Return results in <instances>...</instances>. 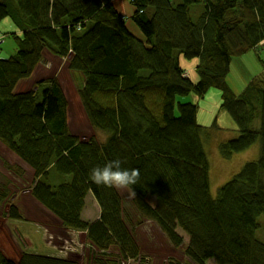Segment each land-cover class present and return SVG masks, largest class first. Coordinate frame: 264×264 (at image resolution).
Returning a JSON list of instances; mask_svg holds the SVG:
<instances>
[{
    "label": "trees",
    "instance_id": "1",
    "mask_svg": "<svg viewBox=\"0 0 264 264\" xmlns=\"http://www.w3.org/2000/svg\"><path fill=\"white\" fill-rule=\"evenodd\" d=\"M129 1L133 11L126 18L108 0H0V22L8 17L18 29L6 33L17 52L0 50V141L33 169L31 195L67 232L86 233L93 248L88 264H149L136 234L144 220L154 221L175 248L185 242L179 230L188 237L185 264H264V239L257 236L264 215V75L239 93L227 81L236 57L258 46L264 58V0ZM45 50L72 58L80 70L77 94L92 127L108 132L103 139L72 132L69 99L55 74L37 80L34 90L12 92L18 79L31 77ZM182 57L199 58L196 83ZM211 88L221 91V108L238 128L220 142L222 157L260 143L258 158L234 171L216 196L203 137L219 124H199L198 105L177 101L203 98ZM114 159L140 171L138 183L127 188L136 193L129 202L120 190L90 179L91 169ZM4 164L24 178L21 167ZM93 187L102 212L90 221L83 211ZM12 195L10 182L0 184L1 205ZM9 215L25 221L17 205ZM62 238L72 243L69 235ZM76 255L24 250L16 262L1 255L0 264H81Z\"/></svg>",
    "mask_w": 264,
    "mask_h": 264
},
{
    "label": "rangeland",
    "instance_id": "2",
    "mask_svg": "<svg viewBox=\"0 0 264 264\" xmlns=\"http://www.w3.org/2000/svg\"><path fill=\"white\" fill-rule=\"evenodd\" d=\"M61 10L62 16H64L66 13L65 10L63 8H61ZM196 16L197 15L195 14V19ZM8 19L9 18L3 19L0 22V50L3 56L12 55L18 50L15 40L6 34L7 31L10 30H12V32L18 31L16 25ZM259 58H262L263 61H261V59L259 60ZM241 62H243L244 64H242ZM250 63L251 65H249ZM247 68H249V70ZM263 70L264 58L262 54L259 53L257 50H253L249 54L243 55L242 57H236L233 60L231 72L227 78V81L232 86L233 82L236 85H243V80L245 77L246 79H251V76H249V74H252V76L259 75L263 72ZM80 73L81 72L79 69L73 68L72 58H61L52 54L48 50H45L43 52L42 62L36 65L31 77H21L20 79H18L16 85L14 86V88H12V92H15L16 94L17 92L23 91L25 89L34 90L35 82L37 80L55 74L60 79L69 99V124L72 132L78 134L82 140H86L90 136H95L97 139H103L104 136H107L108 132L100 131L92 127L91 123L88 121L89 118L83 110V107L79 100L77 94V86H80L83 82V77ZM179 100L191 101V103L198 105L199 124L211 127L215 120H217V123L219 124V127L217 128H210L207 134L204 136V148L207 153L211 169L210 183L213 190L211 192L213 196H216L218 187L229 181L231 179L230 175L236 169H238L239 167L242 168V166L247 161L258 158L260 153V143L257 142L259 152L258 155L256 154V156L255 152L252 151L255 146H251L249 149L246 150L249 151L248 156L245 155L247 152L244 151L239 154H234L229 159L222 157L219 151V144L223 140H227L228 138L234 137L231 135H233L234 129L237 128V126L234 123L232 117L229 115V113H227L221 108V91L217 88H211L203 98L190 94L178 96L177 101ZM176 113L179 114L178 106L176 108ZM246 157H250V159L245 160ZM20 160L21 158L18 155L13 153L4 143L0 141V171L2 172L0 173V184L10 182L9 179H5L1 176L4 171L3 168L7 169L4 162H7V165H16L17 163H20L22 161ZM26 177L27 178H25L24 175L25 181L22 183L24 187H22L21 184L18 183L16 186H11L10 184V188L13 192H15V190H20V192H22L27 188L29 191L26 194H23V199L20 198L22 202L20 201L19 205L21 207L17 206L20 213L24 212V214L28 217V222L23 223L24 226L22 227V229L24 232L27 233L26 235L29 236L30 241L33 243L31 244V247L39 246L35 249L37 250V254H46L54 257L58 251H54V249H52V246L47 245V239L50 238V236L48 235L51 234L49 233V231H47L46 239V231L42 230L43 227L40 224L45 221L48 224L53 223L54 215L51 211L44 208L43 205H41L40 202L31 195V189L29 188L32 184L31 180L33 179V175L28 171ZM119 190L121 191V195L127 200V202L132 199L133 195L130 194L131 192L127 188ZM148 201L153 203V201H155V197L152 195L148 196ZM97 208L99 209V213H101L102 205L99 190L98 188L93 187L87 196L86 205L83 211V218H85V220H90L89 217H93L95 215V213L97 212ZM130 208H132V203H129L127 206V209ZM24 220L26 221V219ZM259 220L261 222V227L257 230V236L264 239V237H262L264 236V229L262 224V221L264 220V215L259 216ZM56 232L59 231L56 230ZM179 233L184 237L185 242L181 247L175 248L167 239V236L162 232L160 227L154 221L144 220L142 223L136 226V234L141 247V252L142 254L148 257L147 261L149 262V264H168L169 260L178 261L181 264L190 262L189 258L185 255L184 252L188 237L181 230H179ZM13 234L16 236V238H18V236L16 235V231ZM53 235L55 236L54 233ZM64 235L66 234L63 233V236ZM56 238H58V235H56ZM70 240L72 241V237H70ZM9 244H11V242L5 244L0 243V256L3 255L8 259H11L13 262H16V258H18L16 253L20 249L18 250L16 246L14 248L15 251L12 253V248H9ZM79 245V250H81L80 257H84L85 262H87L88 248L85 246V240L83 236L80 237ZM6 250L9 251V254L6 253ZM29 251L30 250L28 249V252ZM112 251H115V253L119 252L117 247H115V249H112ZM80 253L78 254L80 255ZM81 264H83L82 260ZM121 264H138V262L134 259H124L122 260ZM191 264L195 263L191 262ZM206 264L218 263H216V261L214 260H208Z\"/></svg>",
    "mask_w": 264,
    "mask_h": 264
},
{
    "label": "crops",
    "instance_id": "3",
    "mask_svg": "<svg viewBox=\"0 0 264 264\" xmlns=\"http://www.w3.org/2000/svg\"><path fill=\"white\" fill-rule=\"evenodd\" d=\"M108 1L110 3L114 13L120 17H126L127 18L133 11V7H132L129 0H108ZM257 48H258V46L254 49V51H256ZM252 51H250V52H252ZM241 63L244 64L243 62H241ZM198 64H199V58H195V59H185L183 57L181 58V66L183 67V69L186 72L189 73L190 79L195 83L199 80V75L197 73ZM249 65H251V63ZM247 69L249 70V68H247ZM261 74L264 75V70L259 75H261ZM249 76H251V78L253 77L252 74H249ZM255 76H257V75H255ZM249 80H250V78L246 79V77H245L243 80V85H236L233 82V86L231 85V87L233 88V90L236 93H239L244 88V86L248 83ZM237 130L238 129L235 128L233 135H231V136H236L238 133ZM254 146H255V148L252 151L255 152V156H256V154L258 155L259 147L257 146V144L253 145L252 147H254ZM245 152H247L245 155L248 156L249 151H245ZM246 158L250 159V157H246ZM18 164H20V165H18ZM16 166L21 167L25 171L26 174L29 171L33 175L32 169L24 161H23V163H22V161L20 163H17ZM240 168L241 167H239L236 170H239ZM3 169H4V171H3V174L1 176L5 179H9L11 186H16L18 183V184H21L22 187H24L22 185V183L25 181V178H27L26 174H25V178H21L20 176L16 175L13 171L5 169V168H3ZM0 173H2V172L0 171ZM31 181L33 182V179ZM27 192H29L28 188L23 190L22 192H20V190H15V192H13V195L11 196V198H10L9 202H7V204H5V205L0 204V243L5 244L8 242H11V244H9V248L10 249L12 248V251H11L12 253L15 251L14 248L17 246V249L18 250L20 249L16 253L18 258L22 255L24 250L28 251V249H29L30 250L29 252H35L36 253L37 250H35V249L39 247V246L31 247V244H33V243L30 241L29 236L26 235L27 233L24 232L22 229V227L24 226L23 223L28 222V220H27L28 217L24 214V212L22 214L24 215L26 221L16 220L14 217L9 215L10 207L12 206L13 203L16 204L17 206L21 207L19 205V202L21 201L20 198H22L23 194H26ZM3 210L5 211L4 213H3ZM100 214L101 213H99V209L97 208V212L95 213V215L93 217H89L90 221L94 220L96 218L99 219L101 217ZM53 215H54V220H53L54 222L53 223L48 224L45 221V222H42L40 224L43 227L42 230L46 231V234H45L46 239H47V231H49V233L51 234V235H48V236H50V238L47 239V245L52 246V249H54V251H56V250L58 251L55 254V256L56 257H69V255H74V254L80 253L81 250H79L80 249L79 244H80V237L81 236L84 237L85 246L88 248L87 250H88V254H89V249L92 248V245L89 243V241L86 240V233L84 231H75V230H71V229H70V231L68 230V232H67V230L63 229L61 220L55 214H53ZM83 217H84V214H83ZM33 224H37V223H33ZM56 230H58L59 232H56ZM15 231H16V235L18 236L20 241L13 234V233H15ZM53 233L55 234V236L53 235ZM63 233L69 235V237H72V243L67 244V245L62 244V241H64L62 238ZM56 235H58V238H56ZM31 248H33V249H31ZM6 253L9 254V251L6 250ZM43 255H46V254H43ZM48 256H51V255H48ZM80 256H81V253H80ZM18 258H16V259L18 260ZM81 260H82L83 264H88V260H87V262H85L84 257H81Z\"/></svg>",
    "mask_w": 264,
    "mask_h": 264
},
{
    "label": "clouds",
    "instance_id": "4",
    "mask_svg": "<svg viewBox=\"0 0 264 264\" xmlns=\"http://www.w3.org/2000/svg\"><path fill=\"white\" fill-rule=\"evenodd\" d=\"M140 171L137 168H122V161L114 159L103 167L97 166L91 169L90 179L97 185L109 188L125 189L138 183ZM136 195V193H130Z\"/></svg>",
    "mask_w": 264,
    "mask_h": 264
},
{
    "label": "built area",
    "instance_id": "5",
    "mask_svg": "<svg viewBox=\"0 0 264 264\" xmlns=\"http://www.w3.org/2000/svg\"><path fill=\"white\" fill-rule=\"evenodd\" d=\"M261 45H264V40L261 42L260 46H261Z\"/></svg>",
    "mask_w": 264,
    "mask_h": 264
},
{
    "label": "bare ground",
    "instance_id": "6",
    "mask_svg": "<svg viewBox=\"0 0 264 264\" xmlns=\"http://www.w3.org/2000/svg\"><path fill=\"white\" fill-rule=\"evenodd\" d=\"M8 18V17H7ZM6 19V18H5ZM14 88V87H13ZM203 141H204V137H203ZM210 188H211V191H212V187L210 186Z\"/></svg>",
    "mask_w": 264,
    "mask_h": 264
}]
</instances>
